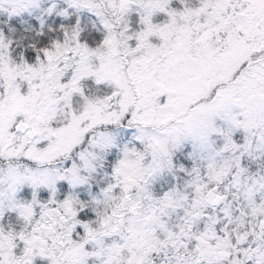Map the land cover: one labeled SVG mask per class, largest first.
Wrapping results in <instances>:
<instances>
[{
  "label": "snow or ice",
  "instance_id": "obj_1",
  "mask_svg": "<svg viewBox=\"0 0 264 264\" xmlns=\"http://www.w3.org/2000/svg\"><path fill=\"white\" fill-rule=\"evenodd\" d=\"M0 264H264V0H0Z\"/></svg>",
  "mask_w": 264,
  "mask_h": 264
}]
</instances>
